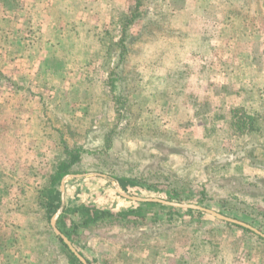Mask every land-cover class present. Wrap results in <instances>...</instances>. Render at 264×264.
<instances>
[{
	"label": "rangeland",
	"instance_id": "obj_1",
	"mask_svg": "<svg viewBox=\"0 0 264 264\" xmlns=\"http://www.w3.org/2000/svg\"><path fill=\"white\" fill-rule=\"evenodd\" d=\"M12 1L0 4V17L24 31L14 39L29 44V75L40 80L0 84V94L28 86L40 99L38 114L25 101L18 116L2 110L0 118V264H71L38 200L66 144L83 151L65 175L61 214L86 204L127 212L140 204L125 195L167 200L174 188L184 192L181 203L264 234V0H145L166 18L131 45L126 71L139 68L123 84L120 113L104 32L118 38V13L135 0ZM122 177L139 184L124 190ZM144 213L80 225L73 241L65 235L89 264H264L254 230L206 211ZM67 215L68 225L78 219Z\"/></svg>",
	"mask_w": 264,
	"mask_h": 264
},
{
	"label": "trees",
	"instance_id": "obj_2",
	"mask_svg": "<svg viewBox=\"0 0 264 264\" xmlns=\"http://www.w3.org/2000/svg\"><path fill=\"white\" fill-rule=\"evenodd\" d=\"M153 2L162 1L163 4H166L168 7L170 6V0H152ZM154 4V3H153ZM119 27L120 31L118 34V38L116 39L115 33H112L110 31L104 32L105 33V42L108 44V52H107V59L106 64H112L111 61H114L112 64V70L110 72V84L111 89L113 92L116 93V100H117V111L120 113L121 108L123 105H125V97L126 95H123V93L126 90V87L123 86V84L128 83L130 78L129 76L132 75V72L130 70H136L139 68L138 63H134L128 72L126 71V62H127V54L130 53L131 45L136 43L137 41L141 40V38L144 36L143 34H155L157 33V30L153 28H163V19L164 17L162 14L150 12L149 7L146 6L145 0H135L134 3L130 5L129 10L125 11H119ZM166 15V13H164ZM167 16V15H166ZM142 21V29L138 32V34L134 33L132 31V28L135 24ZM149 26L153 28H149ZM116 50H118L117 53V59H114V54L116 53ZM144 73L137 72V76H140L141 80H143ZM4 75H0V79L3 78ZM126 100V99H125ZM255 115H249V121L248 125L253 129L252 127L255 126ZM246 125V123H243ZM251 129H248L251 131ZM110 138L106 137L105 143L106 145H109ZM110 147V146H109ZM82 148L79 147L77 149L69 148L66 144L65 148V158L61 159L58 163L55 164L53 173L51 175V179L49 182V185L47 187V190L45 191V194L39 196V203L41 204L42 208L45 212V218L49 222L51 226V219L54 216V214L57 212V210L62 205V192H61V180L62 178L70 173H74L73 166L80 160ZM120 186L124 190H128L129 186H137L139 182L136 179L122 177V178H115ZM169 198L168 201H175V202H182V196L183 191H179L178 189H170L167 191ZM202 199L199 200L198 203H203L205 200V194L202 192ZM162 199V198H160ZM166 200V199H163ZM140 206L138 208H132L129 211H120V212H112V211H103L102 209H99L95 207L92 204H86L78 207H73L68 210V208H65L64 212L60 215L58 219V228L62 231V233L66 234L72 241H73V232L74 229L79 227L80 225L83 226H90L92 223H101L105 222L107 219L114 221L115 219H128L130 216H141L143 219H145V207H153L157 206L160 208L168 209L169 212L173 214H181V211H185V213L188 214H198L200 216L203 215L204 211L200 209H194V208H180L168 204H164L163 202L159 201H138ZM72 211V213L76 216H78V219H72L71 224L68 225L66 221V217H68L67 212ZM222 213V212H221ZM195 214V215H196ZM223 214V213H222ZM169 218H173V215H169ZM223 220V219H222ZM224 222L235 225L238 227L243 228L244 230L252 231V229L245 227L243 225L223 220ZM55 233V232H54ZM57 238L60 240L61 244L64 246V250L68 253L70 263L71 264H84L79 257L69 248V246L64 242L63 238L56 234ZM263 240L264 237L257 233ZM74 243V242H73ZM90 262V261H89ZM91 264V262H90Z\"/></svg>",
	"mask_w": 264,
	"mask_h": 264
},
{
	"label": "crops",
	"instance_id": "obj_3",
	"mask_svg": "<svg viewBox=\"0 0 264 264\" xmlns=\"http://www.w3.org/2000/svg\"><path fill=\"white\" fill-rule=\"evenodd\" d=\"M6 1L7 2H5V0H0V4H2L5 8L7 7L6 5L8 4V0ZM13 2L14 0L12 1V3ZM4 22H7L8 25L7 23ZM15 24L17 25L16 20L10 16L8 17L4 16L2 18L0 17V70L4 73H7L6 75L3 76L2 79H0V84L3 83L15 84L18 81L19 82L24 81V83H26L30 87L29 84H33L34 81H38L40 79L39 78L33 79V77L29 75L33 69L34 61L30 57L31 53H29V44L26 42V40L24 43H22L14 39L15 37L17 38V36L23 35L24 32L21 31L18 27H16ZM8 70H12V71H8ZM28 86H25V89H23L24 91L19 90V92L14 95L2 94V93L0 94V100L3 99L4 97L8 98L7 103L4 104L5 107L4 106L2 107V103H0V108H1L0 118L4 116L2 114V110H6V112L8 113L7 115H9L10 114L9 112L13 110L15 112L14 114H12V116L15 117L18 116L17 111L20 107V104H22L25 101L29 103L28 109L31 108L33 111H35V113L37 114L39 113V109L37 107L39 103L37 104L36 99L37 98L40 99V97L39 95L31 93L30 89H27ZM2 87L3 86H0V90L2 89ZM22 94H24L25 96ZM22 98H24V100Z\"/></svg>",
	"mask_w": 264,
	"mask_h": 264
},
{
	"label": "water",
	"instance_id": "obj_4",
	"mask_svg": "<svg viewBox=\"0 0 264 264\" xmlns=\"http://www.w3.org/2000/svg\"><path fill=\"white\" fill-rule=\"evenodd\" d=\"M65 181H66V176L63 178L62 180V184H61V192H62V202H64L65 200V196H66V187H65ZM127 197H130V198H133L137 201H159V202H163L164 204H168V205H172V206H176V207H180V208H194V209H200L202 211H206V212H209L211 213L212 215L220 218V219H223V220H227V221H231V222H234V223H237V224H240V225H243L245 227H248L254 231H256L257 233L261 234L264 236L263 233H261L258 229L252 227L250 224L248 223H245L243 221H240L238 219H234V218H231V217H228L222 213H219L215 210H212V209H209V208H206V207H203V206H200V205H197V204H192V203H181V202H175V201H168V200H163V199H160V198H145V197H138V196H130V195H125ZM62 212V208L59 209L55 215L52 217L51 219V224L53 226V228L55 229L56 233L58 235H60L64 242L69 246V248L79 257V259L84 263V264H89L86 260V258L79 253V251L74 247L73 243L71 242V240L64 234L62 233V231L57 227V220L60 216Z\"/></svg>",
	"mask_w": 264,
	"mask_h": 264
}]
</instances>
